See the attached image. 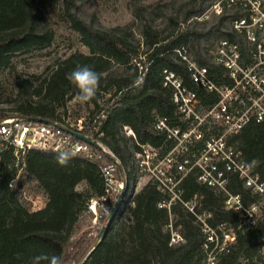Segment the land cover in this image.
Wrapping results in <instances>:
<instances>
[{
	"label": "trees",
	"instance_id": "16d2710c",
	"mask_svg": "<svg viewBox=\"0 0 264 264\" xmlns=\"http://www.w3.org/2000/svg\"><path fill=\"white\" fill-rule=\"evenodd\" d=\"M176 0L154 8L151 4L132 6L133 20L124 25L102 27L96 21L84 20L78 0H0V74L14 69L13 58L50 47L56 32L48 18L50 7L58 6L70 28L78 35L87 51L75 50L59 58L43 74L17 77L14 111L19 116L42 117L67 125L75 131L104 143L121 162L127 178L125 198L115 218L94 247L96 237L81 234L92 214L87 212L89 200L104 192L100 166L112 160L111 155L94 145L93 152H75L65 166L57 163L60 151L30 148L15 152L12 145L0 149V264H32L37 256H59L63 264L78 262L85 255L87 264H204L205 235L196 214L182 202L171 209L160 207L164 194L155 183H146L135 192L137 179L134 168L139 143L170 147L165 133L154 129L157 116L168 117L173 125L181 124L170 89L163 86L162 70L169 67L190 85L186 65L174 48L186 44L194 57L209 65L217 83L227 82L224 68L206 55L212 39L228 37L244 44L243 35L227 29V10L219 18L199 17L215 0ZM209 2V3H208ZM166 14L163 26L155 24V16ZM234 15H240L235 12ZM138 25V27H137ZM137 28L139 31L137 32ZM139 34V37L137 36ZM143 65V69L139 67ZM91 65L102 74L97 95L83 103L86 115L80 114L81 104L69 113V103L76 99L77 89L66 74L77 65ZM10 70V71H11ZM142 79L140 86L134 81ZM1 83V80H0ZM1 88V87H0ZM201 96L206 92L197 87ZM101 112L104 116H101ZM8 116L0 110V119ZM83 119V128L67 122ZM97 120L95 121V119ZM130 126L136 139L126 136L124 126ZM74 140H80L73 135ZM229 141L253 163L264 180V122H250ZM23 187L37 182L48 194L46 205L29 209L12 183ZM184 201L197 197L196 212H210L212 224L229 221L238 227V216L225 207L224 191L202 184L194 174L183 182ZM229 189L241 193L245 203L258 201L233 175ZM132 200L133 204H128ZM130 213L124 218V211ZM101 221L98 230L105 225ZM179 227L182 240L171 244L172 229ZM264 239V200L257 223L237 229L236 242L230 252L222 255L220 264H248L261 258ZM41 264H47L42 261Z\"/></svg>",
	"mask_w": 264,
	"mask_h": 264
},
{
	"label": "built area",
	"instance_id": "2783aa9c",
	"mask_svg": "<svg viewBox=\"0 0 264 264\" xmlns=\"http://www.w3.org/2000/svg\"><path fill=\"white\" fill-rule=\"evenodd\" d=\"M231 7L241 11L240 15H232L230 27L243 35L244 44L228 37L220 38L208 57L224 68L228 81L217 83L209 65L201 64L188 45L174 48L195 86L188 85L174 69L163 68V86L171 91L181 124L173 125L168 117L157 116L154 129L165 133L170 147L163 150V147L151 143L137 142L140 150L134 157L135 192L138 185L155 183L164 194L160 207L171 209L173 204L182 202L196 214L205 235L204 264H220L222 255L230 252L236 242L237 229L257 223L264 200V180L255 164L247 161L242 151L229 141L232 134L250 122H264V0H215L199 19L208 20L212 14L220 16ZM139 67L144 68L140 63ZM197 87L207 95L201 96ZM101 116H104L103 112ZM67 122L83 128L82 118L76 121L67 119ZM124 133L136 139L130 126H124ZM99 142L102 151L115 156L104 143ZM8 145L14 146L16 154L30 148L68 149L89 156L93 154L90 143L74 140L72 134L55 125L30 121L19 115L0 119V149ZM100 170L104 192L91 198L87 207V212L92 214L90 236H95L101 221L106 220L107 223L115 201L128 183L113 159L102 164ZM191 174L197 177L198 182L226 193L225 207L237 214L238 227L229 221L210 223V212H196L197 197L184 201L183 182ZM233 175L242 180L252 196L257 195L260 199L247 204L241 193L232 192L229 184ZM23 188L18 187L20 192L24 191ZM128 204H133V201H128ZM169 226L172 229L170 243L180 242L179 227L174 228L172 223ZM260 254V259L248 264H264V239ZM72 264L87 263L86 259H81Z\"/></svg>",
	"mask_w": 264,
	"mask_h": 264
},
{
	"label": "rangeland",
	"instance_id": "374dc122",
	"mask_svg": "<svg viewBox=\"0 0 264 264\" xmlns=\"http://www.w3.org/2000/svg\"><path fill=\"white\" fill-rule=\"evenodd\" d=\"M166 1H171L170 6L176 3V0H78L80 5V14L84 20H94L96 21V25L107 28L131 22L133 20L132 6L134 4L138 5L139 3H149L156 8L159 5L158 3L162 5ZM50 10L48 18L56 32L55 42L44 50L27 54H18L17 57L13 58L12 66H14V69H6L0 74V110L7 113L8 116L17 115L13 110V101L15 100L17 94V90L15 88V81L17 80V77H31L34 74H43L46 68L49 67V65L51 66L54 64V62L59 58L65 57L75 50H81L84 52L87 51V48L80 42L77 33L70 28L65 17L61 16L58 6H51ZM171 10H165L161 17L156 15L154 21L155 24L163 26L166 22V14H168ZM227 11L226 15H229V17L226 19L224 25L227 29L231 30L230 20L232 15H234L235 12L241 11L236 7H231ZM216 16L218 15H211L208 26L215 21L214 18H219ZM138 31L139 29L137 28V32ZM137 36L139 37V34H137ZM218 41L219 40L217 39L211 40L208 50L206 51L207 57H209L210 52L212 53V49L215 48ZM78 104L82 105L80 114L86 115L87 111H85L84 104L79 102L77 99H74L68 104L70 110L69 113H73V109L77 108L76 105ZM71 117L73 119L75 118L74 113ZM71 117L69 118L71 119ZM73 119L71 120L74 121ZM18 187L19 186H17L15 181L13 188L17 191L22 201L29 209L37 210L46 205L49 196L43 187H41L37 182H29L25 184L23 186L24 191L21 192ZM85 223L86 224L80 232L81 234H83L84 231L90 232L91 230V219L89 218ZM99 232L100 230L96 229L95 236L93 237L97 238ZM85 259L87 260L86 255L82 258V260Z\"/></svg>",
	"mask_w": 264,
	"mask_h": 264
},
{
	"label": "clouds",
	"instance_id": "9594fccd",
	"mask_svg": "<svg viewBox=\"0 0 264 264\" xmlns=\"http://www.w3.org/2000/svg\"><path fill=\"white\" fill-rule=\"evenodd\" d=\"M102 74L97 72L91 65H77L71 72L66 74V79L74 86L78 91L76 99L81 103H86L94 99L97 95V91L100 86ZM142 79L138 78L134 81L135 86H140ZM76 153L74 151H60L56 157V161L59 165H67L69 159L74 157ZM253 163H257L253 161ZM42 261H47V264H63L59 256H37L33 258L32 264H41Z\"/></svg>",
	"mask_w": 264,
	"mask_h": 264
},
{
	"label": "water",
	"instance_id": "95a60500",
	"mask_svg": "<svg viewBox=\"0 0 264 264\" xmlns=\"http://www.w3.org/2000/svg\"><path fill=\"white\" fill-rule=\"evenodd\" d=\"M21 117H23V118H25L27 120H30V121H34V122H41V123L55 125V126L61 128L62 130L74 135L75 137H77L80 140L88 142V143L94 145L97 148H102L101 143L98 140H96L95 138H93L92 136L86 135V134H84L82 132L75 131L72 128L67 127V126H65V125H63V124H61V123H59V122H57L55 120L42 118V117H33V116H21ZM112 159L115 161V163L117 164V166L119 168V171L124 176L125 175L124 168H123L121 162L119 161V159L116 156H113ZM125 192H126V190L124 189L122 191L121 195L115 201L113 209H112L111 213L108 215L107 223L101 228L100 232L97 235V241H96L94 247L100 242V240L102 239L105 231L107 230V228L109 227V225L111 224L113 219L115 218V215H116V213H117L122 201L124 200Z\"/></svg>",
	"mask_w": 264,
	"mask_h": 264
},
{
	"label": "crops",
	"instance_id": "0c3cea01",
	"mask_svg": "<svg viewBox=\"0 0 264 264\" xmlns=\"http://www.w3.org/2000/svg\"><path fill=\"white\" fill-rule=\"evenodd\" d=\"M141 187H142L141 185H138L136 191L140 190ZM123 214H124L125 218H128L130 216L129 211H125ZM89 236H90V233H89ZM90 237H92V236H90Z\"/></svg>",
	"mask_w": 264,
	"mask_h": 264
}]
</instances>
